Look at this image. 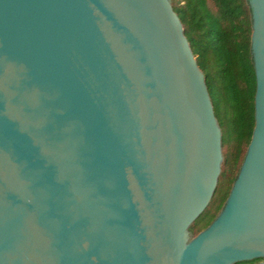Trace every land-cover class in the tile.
<instances>
[{
  "label": "water",
  "instance_id": "obj_1",
  "mask_svg": "<svg viewBox=\"0 0 264 264\" xmlns=\"http://www.w3.org/2000/svg\"><path fill=\"white\" fill-rule=\"evenodd\" d=\"M250 4L255 128L193 235L222 129L172 1L0 0V264L264 258V0Z\"/></svg>",
  "mask_w": 264,
  "mask_h": 264
},
{
  "label": "trees",
  "instance_id": "obj_2",
  "mask_svg": "<svg viewBox=\"0 0 264 264\" xmlns=\"http://www.w3.org/2000/svg\"><path fill=\"white\" fill-rule=\"evenodd\" d=\"M171 1L205 73L222 129V170L208 206L190 225L191 233L196 235L221 211L255 128L257 78L251 47L252 8L250 0Z\"/></svg>",
  "mask_w": 264,
  "mask_h": 264
},
{
  "label": "flooded vegetation",
  "instance_id": "obj_3",
  "mask_svg": "<svg viewBox=\"0 0 264 264\" xmlns=\"http://www.w3.org/2000/svg\"><path fill=\"white\" fill-rule=\"evenodd\" d=\"M262 260H264V258L260 257V258H254V259H250V260H245L242 263H236V264H255V263H258V262H260Z\"/></svg>",
  "mask_w": 264,
  "mask_h": 264
}]
</instances>
